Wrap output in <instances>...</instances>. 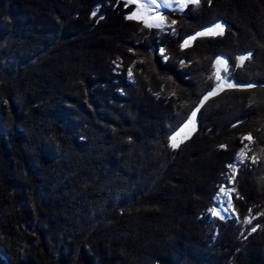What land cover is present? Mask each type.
I'll list each match as a JSON object with an SVG mask.
<instances>
[{
	"label": "trees",
	"instance_id": "trees-1",
	"mask_svg": "<svg viewBox=\"0 0 264 264\" xmlns=\"http://www.w3.org/2000/svg\"><path fill=\"white\" fill-rule=\"evenodd\" d=\"M135 9L0 0V264H264V0L188 3L164 28ZM219 55L236 85L211 95ZM243 133L235 215L210 218Z\"/></svg>",
	"mask_w": 264,
	"mask_h": 264
},
{
	"label": "rangeland",
	"instance_id": "rangeland-1",
	"mask_svg": "<svg viewBox=\"0 0 264 264\" xmlns=\"http://www.w3.org/2000/svg\"><path fill=\"white\" fill-rule=\"evenodd\" d=\"M128 4H134L136 5V9L134 12L137 11L138 9V3L136 2H129V0H125ZM140 2H147V0H140ZM188 4V3H187ZM186 4V5H187ZM186 5L181 9L180 7V0H171L170 4L166 5L164 3L163 0H156V3L151 5L148 9L145 10V14L147 17L158 19L160 16L164 17V13L168 10H172V9H178L181 12L183 11V9H185ZM133 12V13H134ZM132 13V14H133ZM131 14V15H132ZM138 19L140 21H143L141 18H135ZM165 25V20L164 23L161 24L159 27L157 28H164ZM156 27V26H153ZM214 28L213 26L211 27H207V29L201 30L197 33H201V32H207L208 30ZM192 34L187 40L190 41L189 45L190 46L193 43V40L195 39H190L191 37H199L196 34ZM208 36V35H207ZM163 50V51H161ZM164 49L163 47L160 48L159 54H163ZM217 60H221L224 63L220 64V65H216V74L221 76V80L217 82V84H221V88L218 89L217 88V84L215 86V88L213 89L212 92H218L221 91L222 89L228 87L229 84L231 85H236L235 81H233V79L231 80L228 77L227 71H228V63H227V58L224 55H219L216 59ZM220 69V71L217 73V69ZM227 69V71H225L224 69ZM131 71L128 72V74H126L128 76V80H131L130 77ZM119 92H121V90H119ZM211 92V93H212ZM196 113V112H195ZM189 121H193L192 123H189ZM187 125V127H185ZM197 127V117L195 115V117L193 118V116L190 117V119L179 129L176 130V132L172 135V144L174 143L173 141V137H175V143L178 145L180 142H182L183 140H185L186 138H188L196 129ZM183 130V131H182ZM246 136H250V134H242L241 135V144L242 146L234 153L233 155V162L228 164V169L226 170V173L224 175V181L222 182V184L218 187V189H216V191L212 194L209 195V199H210V204L207 207V213H209L210 218L214 217H220L223 219L232 217L235 215L231 204H230V200L232 197V194L235 191L234 188V179L236 176V169L239 166V164L242 162V160H244V157L240 156V153L243 151L244 153L247 154V151L251 149V145L253 142V138L251 137L250 140L244 139V137ZM254 157V156H253ZM255 159V158H252ZM256 160V159H255ZM231 166V167H230ZM222 189H224V191H222ZM215 209L216 212L219 213V215H213L212 214V210ZM252 220V219H251Z\"/></svg>",
	"mask_w": 264,
	"mask_h": 264
},
{
	"label": "snow or ice",
	"instance_id": "snow-or-ice-1",
	"mask_svg": "<svg viewBox=\"0 0 264 264\" xmlns=\"http://www.w3.org/2000/svg\"><path fill=\"white\" fill-rule=\"evenodd\" d=\"M129 2H136L138 3V9L136 12H134L131 16H129L128 18L129 19H135V18H141L143 20V22L145 23V25L147 27H153V26H156V27H159L161 24L164 23V20L165 18L160 16L158 19H153V18H150V17H147L146 14H145V10L148 9L151 5L155 4L156 3V0H147V2H140V0H129ZM187 3H194V4H199L200 3V0H180V7L181 9L187 4ZM223 32H224V28L221 24H216L214 26V28L208 30L207 32H201V33H197L196 35L197 36H204V35H223ZM190 39H195V37H191ZM190 43L189 40H186L184 42V45L183 46H188ZM163 51V50H161ZM250 57H245V56H240L238 57L239 61L241 62V65L243 64V62L246 60V59H249ZM224 62L221 61V60H217L216 61V64L217 65H220V64H223ZM225 71H227V69L225 68L224 69ZM220 71V69L218 68L217 69V73ZM215 78L220 81L222 78L220 75L218 74H215ZM228 87H234V85H231L229 84ZM217 88L220 89L221 88V84H217ZM211 95H215L216 93L215 92H212L210 93ZM208 99V97H205V100ZM198 111V109H197ZM196 113L193 112L192 113V116L193 118L195 117ZM193 121H189V123H192ZM187 127V125L185 126ZM183 131V130H182ZM175 137H173V147H177L178 145L175 143ZM244 139H247V140H250L251 137L250 136H246L244 137ZM224 147V146H222ZM240 156L244 157L246 156V153H244L243 151L240 153ZM253 162H255V160H253ZM231 167V166H230ZM222 191H224V189H222ZM212 214L213 215H219L218 212H216L215 209L212 210ZM255 230V229H253Z\"/></svg>",
	"mask_w": 264,
	"mask_h": 264
},
{
	"label": "bare ground",
	"instance_id": "bare-ground-1",
	"mask_svg": "<svg viewBox=\"0 0 264 264\" xmlns=\"http://www.w3.org/2000/svg\"><path fill=\"white\" fill-rule=\"evenodd\" d=\"M166 5L170 4L171 0H163Z\"/></svg>",
	"mask_w": 264,
	"mask_h": 264
}]
</instances>
